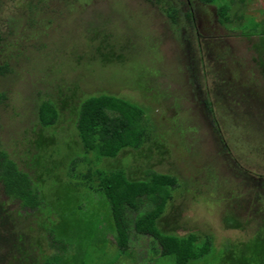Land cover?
I'll list each match as a JSON object with an SVG mask.
<instances>
[{
  "label": "rangeland",
  "instance_id": "1",
  "mask_svg": "<svg viewBox=\"0 0 264 264\" xmlns=\"http://www.w3.org/2000/svg\"><path fill=\"white\" fill-rule=\"evenodd\" d=\"M3 1L6 4L0 11L4 37L0 66L6 63L7 70L0 74V94L4 96L0 100L1 149L36 181L35 172L40 169L35 164L37 159L46 162L53 150L52 160L61 163L59 168L63 170L66 162L77 156L79 144L73 111L80 100L106 92L139 103L150 118L152 135L148 145L151 147L156 141L159 149L153 148L145 156L131 151L121 153L120 158L131 161L128 173L140 176L151 169L176 175L179 188L174 192L172 206L166 208V229L178 235L195 232L202 238L212 236L215 248L196 263L230 264L225 261L226 245L246 239L257 228V221L239 230L229 227L226 217L236 216L244 223L249 216H256V207H264V187L250 176L264 174V72L255 58L258 36L246 37L238 26L250 27L255 21L262 25L264 0H223L222 4L229 7V19L223 15V20H230L229 26L217 24V30L204 37L224 52L226 59H218L225 61L233 80L240 81L242 89L249 93L251 103L247 107L255 117L254 124L252 116L245 113L244 101L234 106L229 95L222 99L221 92L215 91L218 111L222 108L218 128L225 144L214 137L211 115L202 101L204 85L208 82L211 89V84L217 85L224 78L206 59V68L210 70L207 76L205 72L201 74L204 66L200 63L194 74L187 73L189 64H181L180 50L162 10L164 6L156 0L54 1L50 9L55 10L46 13L51 11L46 9L34 31H27L26 22L10 18L11 13L25 11V7H18L20 2ZM185 1H181L182 5ZM190 1L196 10H215L214 6ZM99 32L107 33L109 46L103 47V36H96ZM98 46H113L125 59L122 63L113 59L102 63L96 54ZM235 71L239 77L233 76ZM46 99L58 108V120L42 130L37 114L40 103ZM248 121L252 123L249 126ZM250 130L252 133H245ZM40 132L46 137L56 135L57 143L40 151L34 145L36 133ZM251 141L256 146H251ZM68 143L73 148H68ZM237 162L248 171L237 167ZM255 196L262 198L257 202ZM0 203L15 216L20 232L28 226L30 220H20L17 215L23 214L19 202L8 198L1 185ZM172 209L176 211L171 214ZM109 241L113 244L111 236ZM152 245L149 236L132 234L131 256L119 259L118 264H150L152 257L157 259L156 264H173L171 257L154 255ZM1 260L0 264H4Z\"/></svg>",
  "mask_w": 264,
  "mask_h": 264
},
{
  "label": "trees",
  "instance_id": "2",
  "mask_svg": "<svg viewBox=\"0 0 264 264\" xmlns=\"http://www.w3.org/2000/svg\"><path fill=\"white\" fill-rule=\"evenodd\" d=\"M13 1L20 2L18 7H25V11L11 13L10 18L26 22L27 31H34L35 26L41 24L45 10H51L46 13L54 11L50 9L53 2L63 0ZM200 1L216 5L220 22H230L223 20V15L228 18L229 8L228 4H222L223 0ZM5 4L0 0V11ZM176 15V9H165L166 19L175 22ZM239 27L247 37L258 36L259 42L254 48L258 53L257 63L264 71V23L260 25L255 21L250 27ZM96 36H103L104 48L109 46L107 33L99 32ZM3 38L0 29V50ZM96 54L102 63L112 59L122 63L125 59L113 46L109 49L98 46ZM6 68V63L0 66V74ZM204 93L203 107L211 115V131L218 143L225 144L218 128V114L222 108L218 111L215 96L207 90ZM2 98L4 96L0 94V100ZM248 111L246 109L245 113ZM73 112L79 149L76 150V159L66 162L64 171L59 168L61 163L52 160V150L46 162L40 159L35 162L40 168L35 172V181L0 147L2 191L11 200L19 202L23 211V214L17 212L20 220H30L20 232L15 216L0 203V259L4 264H118L119 259L131 256L132 234L149 236L154 242L152 253L158 258L171 257L173 264H197L215 248L210 235L203 238L195 232L178 235L172 229H166L169 227L165 219L166 208L172 206L174 192L179 188L176 175L147 169L142 175L133 177L128 173L131 161L119 157L128 151L145 156L151 154L153 148L155 151L159 149L156 141L151 147L148 145L152 133L144 107L125 97L104 92L84 97ZM37 116L42 126L40 129H48L58 120V108L52 101L43 100ZM56 141V135L46 137L40 132L36 133L34 145L42 151ZM254 144L251 141V146ZM67 147L73 148L69 143ZM228 148L227 153L230 146ZM236 166L248 171L239 162ZM250 176L264 187V174ZM257 195L260 196L258 191ZM261 198L255 196L254 200L258 202ZM263 209L261 205L256 207L258 217L249 216L244 223L236 216L226 217L231 228L245 230L254 221H257V228L246 239L226 245L225 261L230 264L231 261L232 264H264ZM175 211L172 209L170 213ZM109 236L113 244H110ZM156 260L152 257L149 263L156 264Z\"/></svg>",
  "mask_w": 264,
  "mask_h": 264
},
{
  "label": "flooded vegetation",
  "instance_id": "3",
  "mask_svg": "<svg viewBox=\"0 0 264 264\" xmlns=\"http://www.w3.org/2000/svg\"><path fill=\"white\" fill-rule=\"evenodd\" d=\"M181 1L183 0L180 1L156 0V2L164 6L162 7L164 14H165V9L166 10L171 8L176 9L177 15L175 16V22H172L171 19H169L168 23L171 25L173 38L178 46V49L180 50L181 64L188 62L189 67L186 69V71L187 73L194 74L195 68L197 70L198 64L200 63V65L202 64V66H204L203 67L204 70L201 71V74L203 75V72H205L207 76L206 72H210V70L206 68L205 61L206 60L212 61L210 64L213 65L215 68L217 67L219 69L224 79L222 82H219L217 85L211 84V89L208 87L210 86V84H208L207 82V84H205L206 88L204 89V91L208 89L207 91L209 93H212L213 96H215V91H219L221 92L222 99H224L226 95H229L231 99L228 100H232L234 106H236V104L242 105L241 102L244 101L246 104L245 107L246 109H248L247 106L248 104L251 103V101L248 98L249 93L245 91L246 89H242V86L239 84L240 81L233 80L230 74L231 69H229L225 61H223L222 59L221 60L218 59V58H222L221 56H223V58L226 59V56L224 57V52H222L219 49V47L214 46V43L213 46H211V43H207V41L204 39V37L208 34V32L212 31L214 33V30H217L216 29L217 24L218 25L220 24L226 28L229 26L228 24H223V22H220V13L218 7L213 4H208V3L206 4L201 2L200 0H196V3L199 2L200 4L214 6L215 10L212 9L213 11L209 13L201 9L200 11L198 9L196 10L195 4L192 3L190 0H187L188 2L184 0L185 2H183V5ZM240 30L241 33L245 35L241 28ZM255 51L256 54H258L257 50ZM255 58L257 59V57ZM262 58L264 59V56ZM257 65L261 70V65H259V63H257ZM233 76L239 77V72L238 71L237 72L235 71V73L233 72ZM222 104L225 103L223 102ZM249 114L252 116L250 110L248 111V115ZM252 118L254 119L253 123L255 124V117L252 116ZM249 124L252 123L248 121L246 125L249 126ZM245 133L249 134L252 133V131H248Z\"/></svg>",
  "mask_w": 264,
  "mask_h": 264
}]
</instances>
